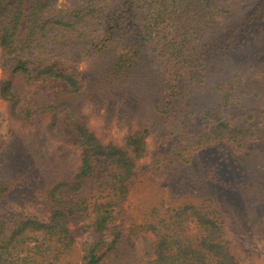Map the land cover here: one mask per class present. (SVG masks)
<instances>
[{
    "label": "trees",
    "instance_id": "1",
    "mask_svg": "<svg viewBox=\"0 0 264 264\" xmlns=\"http://www.w3.org/2000/svg\"><path fill=\"white\" fill-rule=\"evenodd\" d=\"M61 3L0 0V50L9 73L0 97L11 123L40 125L15 140L0 132V156L11 154L0 166V264H244L229 249L228 215L211 198L144 203L139 222H117L149 152L150 130L130 131L125 146L102 143L83 103L123 112L128 92L149 87L156 76L167 81V99L154 107L165 133L146 168L171 178L225 140L241 152L264 145V103L259 123L236 122L224 111L240 97L258 96L255 87L237 74L212 81L219 54L264 49V0ZM210 81L212 97L197 92ZM47 83L58 84L52 102H26L29 86ZM221 158L209 156L206 180L218 181ZM246 174L238 190L264 210V168L254 164ZM19 194L22 206L10 207ZM259 223L252 219L250 227L259 232ZM84 235L79 258L76 242Z\"/></svg>",
    "mask_w": 264,
    "mask_h": 264
},
{
    "label": "rangeland",
    "instance_id": "2",
    "mask_svg": "<svg viewBox=\"0 0 264 264\" xmlns=\"http://www.w3.org/2000/svg\"><path fill=\"white\" fill-rule=\"evenodd\" d=\"M64 4L65 0H62L59 6H64ZM253 7L249 8L250 12ZM244 45L246 43H243ZM249 45L253 46L254 44H248L251 49ZM259 51L261 52L256 51L255 54H252L253 51L249 50L246 55L240 56L241 52L234 49L225 55L219 54L218 62L215 64L220 72L212 79L213 82L216 83L221 78L237 74L244 81L250 82L251 87H255L258 93L256 97H240L224 108L226 114L239 123H259L257 115L264 103V49ZM7 63V58L0 50V81L8 77ZM84 65L86 64L82 62L81 66L84 67ZM158 79L156 76L147 88L128 92L122 105L123 112L119 109L113 110L92 99H87L83 103V111L88 116V127L102 143L106 144L112 141L125 146L126 136L130 131L136 130L138 127H147L150 130V135L146 138L149 152L139 161L138 173L134 177L128 199L124 203L123 212L117 222H122L127 228L133 223L139 222L141 220V205L144 203L163 201L161 205H164V200L170 202V200L190 194L195 197L211 198L228 215L231 226L230 233L227 235L230 251L239 256L244 264H264V236L260 234V230L264 229V210L250 197H245L238 190L240 183L247 179V170L252 165L258 164L264 168V145H255L241 152L231 140H225L207 152L197 155L189 165L181 167L180 174L174 178L167 177L165 174L160 175L154 168H146L153 160V149L157 145V140L165 133L159 118L155 115L154 107L167 99V81ZM212 86L211 81L207 82L202 84L197 92L202 96L212 97ZM57 88L58 84L56 83H47L42 86L31 85L25 93L26 102L50 103ZM0 120V132L10 140L18 139L24 133H38L40 126L39 124L21 126L19 122L11 123L7 102L1 97ZM214 152H217L222 158L218 162V181L210 182L204 178V170L209 156ZM4 155L11 154H1L0 166L2 163L5 165ZM24 199L25 195L19 194L18 198L9 200V206L15 207L18 204L22 206L21 202ZM37 204L43 205L44 202L38 200ZM252 219L260 221L259 232L250 227ZM133 237L136 238L138 246L137 241L140 237L137 238L135 235ZM86 241V235L77 239L76 247L79 258L84 255Z\"/></svg>",
    "mask_w": 264,
    "mask_h": 264
}]
</instances>
